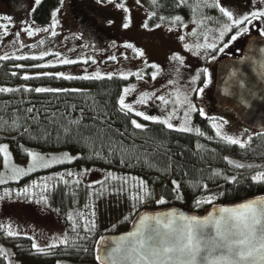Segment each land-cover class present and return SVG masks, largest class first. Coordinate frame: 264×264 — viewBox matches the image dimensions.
Here are the masks:
<instances>
[{
    "label": "trees",
    "instance_id": "trees-1",
    "mask_svg": "<svg viewBox=\"0 0 264 264\" xmlns=\"http://www.w3.org/2000/svg\"><path fill=\"white\" fill-rule=\"evenodd\" d=\"M59 1L39 0L31 9V18L40 23L48 21ZM141 2L150 11L146 21L149 27L176 18L181 24L196 17L218 23L227 20L213 0ZM256 23L264 36V17L243 26ZM242 41L241 48L245 39ZM42 69L30 59H0V89H20L0 92V144L7 142L18 163H25L28 153L35 150L66 151L73 163L38 169L15 182L0 184V189L19 190L58 171L93 169L112 172L117 178L106 188L99 185L94 192L70 177H53L55 182L44 196L47 207L61 217L67 241L42 251L35 248L30 237L0 230V264H8L3 250L17 264H97L94 256L99 238L128 230L140 211L176 207L202 215L215 205L264 195V181L255 182L256 174L264 173V128L246 127L251 136L244 148L216 136L197 114L194 123L201 129L199 134L176 131L121 109L119 102L127 80L119 76L111 80L63 79ZM24 76L32 79L24 80ZM47 86L59 88L38 91ZM210 105L214 107L213 102ZM77 120L79 124L74 123ZM133 121L141 128H135ZM228 159L259 166L237 170ZM3 164L0 151V172ZM175 185H179L178 192ZM162 199L164 205L158 202ZM206 200L212 202L204 203Z\"/></svg>",
    "mask_w": 264,
    "mask_h": 264
},
{
    "label": "rangeland",
    "instance_id": "rangeland-1",
    "mask_svg": "<svg viewBox=\"0 0 264 264\" xmlns=\"http://www.w3.org/2000/svg\"><path fill=\"white\" fill-rule=\"evenodd\" d=\"M213 1L228 11L233 19L218 23L196 17L181 24L176 18L146 29L150 11L141 0H117L116 5L108 4L107 0H60L49 20L41 23L31 18V9L37 0H0V57L42 56L41 60H30L37 68L43 64L55 65L42 67V70L59 78L97 74L102 77L129 76L121 99L135 113L140 112L141 118L163 120L167 128H184L186 132L197 134L201 131L194 123L197 114L199 121L203 119L222 140L239 139L247 145L250 130L239 123L228 108L213 107L216 110H211L204 102L211 98L218 60L222 56H239L243 39L246 43L252 35L263 36L258 23L249 28L236 25L245 17H251L246 25L257 22L259 19L252 14L264 12V0ZM125 24L130 26L125 28ZM250 31L252 35L247 36ZM125 44L132 47L125 48ZM137 52L144 55L138 56ZM177 56L179 60L175 59ZM65 60L70 63L65 64ZM147 67L151 68L147 70ZM136 73L139 78L134 75ZM56 88L59 87L43 89ZM127 89L134 91L125 96ZM0 148L7 149V152L1 151L4 164L0 184L15 182L48 164L55 165L72 157L66 151L35 150L31 152L44 159L34 165L30 156L25 163L16 162L6 141L0 144ZM227 162L233 167L240 165L235 167L237 170L259 166L238 159H228ZM260 174L257 173L256 177ZM53 177L61 180L70 177L96 192L99 185L106 188V184L113 182L117 175L93 169L71 175L58 171L36 178L19 190L0 189V230L30 237L35 248L42 251L67 241L61 217L47 207L44 196V191L55 182ZM175 190L178 192L179 188ZM3 253L8 264H17L9 252L3 250Z\"/></svg>",
    "mask_w": 264,
    "mask_h": 264
},
{
    "label": "snow or ice",
    "instance_id": "snow-or-ice-1",
    "mask_svg": "<svg viewBox=\"0 0 264 264\" xmlns=\"http://www.w3.org/2000/svg\"><path fill=\"white\" fill-rule=\"evenodd\" d=\"M39 0H37V3ZM100 2V0H97ZM108 4L116 5L117 0H107ZM153 3H156V0H153ZM123 8V5H119ZM126 11V9H124ZM221 13L226 16L229 20L233 19V16L225 11L223 8L220 9ZM55 15L53 18L55 19ZM252 16L260 19L264 17V12H255ZM251 17H245L244 19L239 20V25L245 24L246 21H249ZM130 24H125V28L129 27ZM145 28H148V25H145ZM44 31H47L45 29ZM56 33L53 32V35ZM244 32H241L243 35ZM264 34V33H262ZM234 37L233 39H237ZM125 48H131L132 45L125 44ZM215 50V49H213ZM51 54V53H49ZM138 56H143V52H137ZM12 59H33L41 60L42 56H12ZM0 59H9V57H0ZM176 60L180 58L175 57ZM81 61H71V63H80ZM86 63V61H84ZM65 64L70 63V61L65 60ZM95 63V61H93ZM43 68L55 67L52 64H43L40 65ZM151 67H155L152 65ZM139 78V74H134ZM63 79H73L72 77H62ZM113 77L108 76L106 79L111 80ZM24 80L32 79V77L24 76ZM82 79H105V77L97 74L96 76H86ZM121 79L127 80L129 76H122ZM155 79V77H153ZM207 87V85H205ZM10 91H20V89L9 90V89H0V92L8 93ZM26 91H32L31 89H26ZM39 92H47V89H39ZM134 91V89L125 90V96L128 92ZM143 100V97L141 98ZM121 109H126L128 112H132L133 109L125 105L124 100H120ZM31 111V110H29ZM135 115L141 116L140 112H136ZM142 119L148 120L149 117L142 116ZM153 123L164 124L165 121H152ZM74 123L79 124L80 121H75ZM133 126L137 129L141 128L139 123L135 121L132 122ZM176 131H185L184 128H178ZM199 134V133H197ZM250 142V141H249ZM227 143L232 145H239L240 148L246 147L245 143H242L239 139L228 138ZM0 151L7 152L6 148H0ZM28 156L32 158L33 164L35 165L38 161H42L44 158L39 157L37 154L29 152ZM62 163H73V159L67 157L65 160L61 161ZM52 164H48L47 167H52ZM235 167H241L240 165H235ZM71 175V173H69ZM264 181V173H261L255 177V182L261 183ZM175 183V182H174ZM142 186V182H141ZM179 188V185H175ZM204 203H211V200L203 201ZM165 200H160L159 204L164 205ZM198 203H202L198 201ZM261 205L262 207H257ZM221 213L220 219L205 221L198 220H189L187 217H178L175 219H170L167 223H164L162 227L167 230L168 236L174 238L175 242L167 244L163 247H157L151 243V241L144 239L145 231H148L151 228V225L148 223L149 217H143L140 220V229L132 233L128 237H122L119 246L114 250L116 253L127 252L129 254H135L139 257V261H147L149 258L160 257L164 260L175 259L176 264H237L238 261H249L255 259L256 253L264 252V224L261 223L264 219V201L253 202L252 204H246L242 206L241 209H220ZM174 214H169L172 217ZM179 221V223L177 222ZM156 225L158 226L153 231L156 232V235H159V226H161V221L159 219L155 220ZM213 228L215 230V239L223 241V244L215 243L213 247H208L207 245L213 243L212 241H207L202 239V234L205 229ZM87 230V229H85ZM232 238H238L235 241ZM101 243H104L103 241ZM259 244L256 247V244ZM56 246V245H54ZM217 250L227 251L229 255H221L219 259L212 258L213 253ZM234 255L235 260L230 257ZM259 259L264 260V255L260 256ZM137 261V264H139Z\"/></svg>",
    "mask_w": 264,
    "mask_h": 264
},
{
    "label": "water",
    "instance_id": "water-1",
    "mask_svg": "<svg viewBox=\"0 0 264 264\" xmlns=\"http://www.w3.org/2000/svg\"><path fill=\"white\" fill-rule=\"evenodd\" d=\"M211 99L216 109L226 107L242 125L252 130L264 128V36L252 35L248 37L239 56L226 57L216 63L214 70V84ZM264 201V195L255 196L236 204L215 205L202 215L189 213L176 207L157 208L140 211L135 217L131 227L118 234H106L99 238L96 245L95 262L97 264H137L139 257L127 252L116 253L122 237H128L140 229V220L149 217L151 228L144 233V239L151 241L157 247H163L174 243L175 240L168 236L167 230L162 227L170 219L187 217L189 220L205 221L211 218L213 221L220 219V209H241L246 204ZM257 207H262L257 205ZM174 214L172 217L169 214ZM161 221L159 235L153 229L158 226L155 220ZM179 223V221H177ZM264 224V219L261 221ZM202 239L212 241L207 245L213 247L215 243L223 244V241L215 239L213 228L205 229ZM238 238H232L235 241ZM104 243H101V242ZM259 244H256L258 247ZM221 255H229L227 251L217 250L212 258L219 259ZM257 258L249 261H238L237 264H264L259 259L262 253L255 254ZM231 259L236 257L232 255ZM139 264H176L175 259L164 260L160 257L149 258L147 261H139ZM203 264V262H202Z\"/></svg>",
    "mask_w": 264,
    "mask_h": 264
},
{
    "label": "flooded vegetation",
    "instance_id": "flooded-vegetation-1",
    "mask_svg": "<svg viewBox=\"0 0 264 264\" xmlns=\"http://www.w3.org/2000/svg\"><path fill=\"white\" fill-rule=\"evenodd\" d=\"M241 51H242V50H241ZM240 53H241V52H240ZM211 102H213V101L211 100V98L208 97V99H206L205 102H204V103L206 104L205 106H206V107H209V109H211V110H216V109H214L215 107L212 108V106L210 105ZM199 112H200V111H199ZM202 112H205V110L202 111ZM208 112H209V110H208ZM205 114H206V113H205Z\"/></svg>",
    "mask_w": 264,
    "mask_h": 264
}]
</instances>
